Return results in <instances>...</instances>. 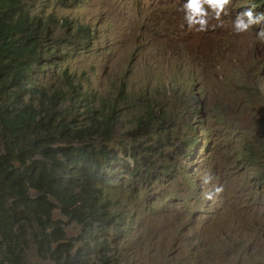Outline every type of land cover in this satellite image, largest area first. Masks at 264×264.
<instances>
[{"label": "trees", "instance_id": "trees-1", "mask_svg": "<svg viewBox=\"0 0 264 264\" xmlns=\"http://www.w3.org/2000/svg\"><path fill=\"white\" fill-rule=\"evenodd\" d=\"M253 1L264 10V0ZM15 8L18 0H0V264H25L31 249L51 264H128L122 235L134 229L111 233L122 223L115 209L124 205L126 190L138 200L167 179H186L194 191L181 158L199 148L201 126L187 120L181 103L162 108L158 92L170 80L157 77L144 92L136 82L131 93L123 81L116 92L123 105L115 110L106 111V100L93 91L42 93L31 104L34 67L53 62L55 54L46 48L42 57L41 41L31 38L38 25ZM175 111L182 113L177 119ZM238 161L256 164L259 155L246 150ZM158 203L169 208L159 201L146 214H156ZM67 226L79 228L80 244L67 239Z\"/></svg>", "mask_w": 264, "mask_h": 264}, {"label": "rangeland", "instance_id": "rangeland-1", "mask_svg": "<svg viewBox=\"0 0 264 264\" xmlns=\"http://www.w3.org/2000/svg\"><path fill=\"white\" fill-rule=\"evenodd\" d=\"M239 1L244 8L251 6L249 0ZM123 2L125 0H92L91 4L62 9L57 0H51L36 8L43 17H66L71 22L64 28L51 26L36 32L38 41H45L57 51V61L41 63L35 70L31 104L38 105L42 93L70 97L77 91L83 95L93 91L98 100H106V111H110L123 105L116 101V92L123 81L127 90L135 76H164L166 81L184 77L193 89L209 91L211 107L218 108L224 103L223 111L217 110L221 123L214 128H201L204 135L199 143L205 144V149L184 164L198 169V184L204 189H210L216 183V179L209 185L203 183L205 174L213 173L218 178V186L229 180L230 175L239 186L246 171L237 168L238 155L250 144L256 150L264 146V107L259 99L249 102L243 95V87L235 84L237 78H242L245 87L254 91L256 85L264 81V76L257 75L264 61V41L258 39L257 33L264 28V21L260 22V28L237 32L233 22L222 18L219 23L207 9L213 26L204 32L202 42L198 38L192 43V50L187 51L185 43H190L191 37L181 28L183 14L177 7L178 0H165L162 4L155 0L170 17L164 18L165 12L159 10L148 12L145 19L147 35L140 43L134 41L132 31L131 40L121 34L129 18V10L121 6ZM259 12L264 13L261 9ZM100 19L103 29L97 35L89 21L96 24ZM85 27H88V32L83 30ZM77 30L81 32L76 33ZM228 33L240 34L234 37ZM177 36L180 40H176ZM85 38L87 42L80 44ZM129 46L136 55L133 61L127 58ZM167 47L170 49L165 55ZM239 99L246 102L241 104ZM96 106L99 108L100 102ZM124 120L126 128H130L128 117ZM165 190L172 197L178 195L174 187ZM183 190L186 203L176 202L169 208L179 217L166 213L163 203L157 205V212L152 215L146 214L151 208H138L148 190L138 200L131 196L129 189L124 192V205L115 209L122 223L111 233L125 226L133 227L134 231L121 241L128 264H255L251 251L258 249L260 243H254L249 249L250 237L245 242L235 230L246 229L256 217L244 215L245 211L235 216L237 213L233 206L224 205V217L217 221L221 216L214 214L218 204L194 206L195 197L190 196L185 187ZM219 195L226 196L222 192ZM197 207L201 212L200 221H194L192 228L188 218L181 214L184 210L192 214ZM123 211L133 214L136 220L130 221L121 214ZM79 232V228L74 226L65 229L67 239L75 244L81 242L71 236ZM237 235L241 241H237ZM24 258L25 264H51L40 259L32 249L27 250Z\"/></svg>", "mask_w": 264, "mask_h": 264}, {"label": "clouds", "instance_id": "clouds-1", "mask_svg": "<svg viewBox=\"0 0 264 264\" xmlns=\"http://www.w3.org/2000/svg\"><path fill=\"white\" fill-rule=\"evenodd\" d=\"M50 1L51 0H18L19 8H15L14 12L16 13L21 11L22 14L24 13L27 21L33 26L38 25L37 29L41 31L51 28V26L63 28L68 26L71 21H69L66 17H43L37 12L36 8L38 6L44 2ZM164 1L165 0H160L159 4H162ZM57 2L60 8L67 9L70 6L91 4L92 0H57ZM249 2L251 3V6L244 8L243 3L239 0H178L177 7L180 8L183 14L181 28L184 32H188V36L191 37L190 43H185V50H192V43L198 40V38H200L202 42V36L204 32L207 31L211 25L213 26V21L209 17V13L210 16L219 23H221L222 18L233 22L237 32H245L250 28H260V22L264 21V13L259 12V9H261L263 12L264 10L254 5L253 0H249ZM121 6L129 10V18L126 21L121 34L128 40H131L132 31L134 41H138L139 43L144 40L147 35L145 19L148 12L159 10L165 12L164 18L170 17L166 11L162 10L159 5H157L155 0H125ZM207 9H209V13ZM131 11L133 14L132 20ZM13 13L5 17L4 22L6 24ZM1 20L2 14L0 12V21ZM116 21L118 22V18ZM132 21L133 25L131 24ZM89 23L97 35L102 31L103 23L101 19L96 24H92L91 21H89ZM83 30L88 32V27H85ZM79 32H81V30L76 31V33ZM238 34L240 33H236L235 35L229 34V36L237 37ZM35 37L36 34L34 33L31 38ZM257 37L259 40L264 41V28L260 29V31L257 33ZM176 40H180L178 36L176 37ZM83 42L86 43L87 39L85 38L82 40V43L80 44H83ZM36 47L40 48V54L42 57L47 55L43 52L44 49L48 48L50 51H53L52 53L55 54L53 62L57 61V51L52 50L48 43L41 41ZM169 49L170 48L167 47L165 50V55ZM128 50H130V52L127 53V58L130 61H133L136 55L131 51V46H129ZM58 53H60V51H58ZM32 67H34V65ZM34 68H37V66ZM257 75L264 76V61L260 64V70ZM151 77H157L160 80H165L163 76H135L133 82L129 84L127 90L131 91L132 93L136 88V82H138L140 91H146L149 87V80ZM181 78L182 80L171 79L170 84L166 87L160 86L158 99L159 102H161L160 104L162 108L171 111L179 103H181L183 107H187V120L200 125L201 128H214L218 126L221 122L217 118V110L223 111L224 103L218 106V108L211 107L209 91L198 90V88L193 89L188 79L184 80V77ZM235 86L243 87V95L249 102L259 99L264 107V81H262L261 84L256 85L254 91H251L249 88L245 87V82L242 78H237ZM230 87L231 86H229V88ZM238 102L244 104L246 101L244 99H239ZM257 113H259V110ZM181 114L182 113L180 111H175L173 113V117L177 119L179 116H181ZM259 117H261V115ZM186 133L187 131L184 127L179 129L180 136H183ZM202 149H205V144L199 143V148L193 149L191 155L188 158H181L182 165L185 166L188 171H190L195 181L194 191L186 179H167L161 184L155 185L152 193L150 192L147 194L146 198L141 204V207H137L141 209L152 208L154 203L159 201L166 202L169 208L174 207L176 202L186 203L187 197L184 196L183 190V187H185L188 191V194H190L192 197H195L194 206L208 203L218 204L217 211H215L214 214H220L221 216L217 217V221L224 217V205L233 206L234 211L237 213L235 216H237L238 213L245 211L246 214L244 215H247L248 217H256L254 219L255 222L246 229L235 230V232L239 235H242L245 242L247 241L248 237H250L251 242L248 245L249 249L252 245H254V243H260L259 248L252 250L251 254L255 264H264V146L261 148V150H256L255 147L250 144L238 155L239 158L240 155L246 152V150H248L251 154L259 155V161L256 164L248 163L244 165L243 163L239 162L237 158V168H243L246 171V175L239 186L235 184V180L232 175H230L229 180L226 179L225 182L221 184V186H218L219 181L218 178H215L216 176L214 173L212 175L205 174L203 178V183L205 185H209L211 180L214 181L216 179V183L212 184L210 189H204L198 184L196 175L198 169L191 168L187 164H184V161H188L189 159L192 160L193 156L197 155ZM181 151L183 154L186 152L184 148H182ZM195 162L197 163V161ZM159 187H161V190H158ZM171 187H174L178 192L176 197H172L171 193L165 190L170 189ZM221 192L226 194V196L219 195ZM169 208L166 207V213L179 217L175 212L170 211ZM200 214L201 212L199 207H197L192 214H189L186 210H184L182 211L181 215L182 217L188 218L190 226L193 228L195 225L194 221H200ZM79 234L80 233H77L72 237L77 239ZM125 235L126 234H123L122 236L124 237ZM241 240L242 238L238 236L237 241Z\"/></svg>", "mask_w": 264, "mask_h": 264}]
</instances>
